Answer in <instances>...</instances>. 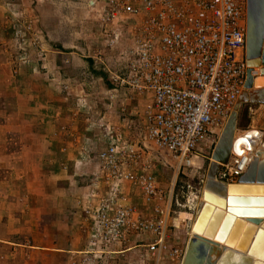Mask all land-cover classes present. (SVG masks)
I'll return each mask as SVG.
<instances>
[{
  "label": "crops",
  "instance_id": "1",
  "mask_svg": "<svg viewBox=\"0 0 264 264\" xmlns=\"http://www.w3.org/2000/svg\"><path fill=\"white\" fill-rule=\"evenodd\" d=\"M105 2L62 0L58 8V0H0V264H55L34 255L71 259L87 254L90 232L82 229L88 224L82 205L96 185L87 183L103 177L98 153L108 147L105 126L121 134L120 144H134L137 122H146L152 94L115 88L108 72L94 66V57L82 54L90 48L112 53L98 19ZM48 14L62 16L61 29L49 25ZM17 15L33 23L27 32L31 39L33 29L34 40L42 37L25 61L20 60L23 30ZM17 61L26 64L14 69ZM93 95L95 104L87 101ZM84 99L93 109L80 106ZM131 183L126 181L123 191L144 215L148 207L136 198ZM106 188L101 183L100 193ZM8 217L36 224L28 235L20 234L34 241H15L17 234L6 231ZM136 236L139 242L130 234L100 253L116 257L112 264H136L137 258L150 264L147 234Z\"/></svg>",
  "mask_w": 264,
  "mask_h": 264
},
{
  "label": "built area",
  "instance_id": "2",
  "mask_svg": "<svg viewBox=\"0 0 264 264\" xmlns=\"http://www.w3.org/2000/svg\"><path fill=\"white\" fill-rule=\"evenodd\" d=\"M105 1L98 19L112 53L106 56L98 49L94 59L115 88L152 94L147 136L158 149L190 165L191 157L224 129L245 90L247 0ZM104 130L108 147L98 153V160L110 187L91 210L93 237L124 242L130 234L151 233L155 241L149 246L167 250L169 207L156 204L142 216L122 192L123 182L131 181L148 202L164 197L153 174L134 173L143 156L140 141L122 145L114 127ZM230 157L217 175L224 182L239 181L250 165L248 155ZM185 252L174 248L168 254L182 262Z\"/></svg>",
  "mask_w": 264,
  "mask_h": 264
},
{
  "label": "rangeland",
  "instance_id": "3",
  "mask_svg": "<svg viewBox=\"0 0 264 264\" xmlns=\"http://www.w3.org/2000/svg\"><path fill=\"white\" fill-rule=\"evenodd\" d=\"M59 6L60 8V2ZM19 16V15H17ZM20 19V27L23 30V35H21L20 42L22 44L20 52L22 61L27 60V55L31 52L32 48H35L38 44L37 41L41 40V36L38 39H33V37H37V32L33 29L31 31L34 35L31 39L32 34H28L27 32L30 30V23H32L29 20H26L25 16H19ZM42 19L45 18V15L41 17ZM29 19V18H28ZM38 23H41L40 17L36 19ZM46 21L49 23L50 26L54 25L57 27L59 25L58 29H61L62 24V16L56 15V14H48L46 15ZM33 25V23H32ZM31 25V26H32ZM24 27V28H23ZM28 29V30H27ZM38 30V29H37ZM35 31V32H34ZM36 33V34H35ZM64 32L61 31V36ZM40 34V32H39ZM73 35H71L72 37ZM63 37V36H62ZM22 38V39H21ZM75 39V38H74ZM37 42V43H36ZM39 49L42 53L41 46H39ZM97 48H90V52L86 51L82 54H85L86 57L92 58L93 55H95V52H97ZM104 54L106 56H109L110 54L107 51H104ZM21 60V58H20ZM16 68L19 66L26 64V63H20L17 61ZM95 62V59H94ZM94 66H97L99 70L103 69V66L100 63H93ZM43 65V63H42ZM258 68V67H257ZM105 71V70H104ZM256 71V69H255ZM133 94L138 95V92H133ZM90 97V96H89ZM83 104H80V106L83 109H93L91 106H89L88 102H92L95 104L96 96L93 95L89 100H83ZM253 103H244L238 113V121H237V129L238 130H246L250 128H262L264 130V105L261 106H255L251 105ZM253 107V108H252ZM136 116V115H134ZM137 116H139L137 114ZM146 122H137V128L133 135L135 136V140L138 142L140 140V144L143 148V158H141L140 163L134 166L133 170L136 175H143L144 173H151L154 175L156 179V183L158 188L162 191V194L164 195L163 198H158L157 200L148 202L142 192L141 187L133 182L131 183L133 185L132 192L136 194V198L139 197L141 200L140 203H145L148 207V212L143 215L142 212L138 213L142 216H148L152 210L153 207L156 204L168 206L170 209V216L167 226V250L164 249V251L159 250L158 245L155 246V249H152V245H148L149 250L153 254H150L151 260L150 264H158L159 262H166L168 264H180V260L176 257H173L169 255L168 253L174 249V248H183L184 250L187 248L188 239L191 235V225L192 222L197 214V211L202 203V192L206 185L207 180V173L209 169V165L211 163V158L213 151L215 149V145L217 144L222 131L218 130L217 133L212 136L207 146L199 152V154H194L191 158V164L186 165L181 162L180 159L176 158L172 154L168 153L165 150L158 149L155 143L147 136L146 132ZM241 135V132L237 131L236 136L239 137ZM143 160V162H142ZM142 162V163H141ZM93 181V180H92ZM90 182V184L87 183V186L91 187V184H95L93 189H91L89 192H87L85 196V204L82 205V211L85 214L86 218L88 219V224L84 223L82 225V229L89 230V240H88V253L83 254L84 256H73V258H69V256L58 254L55 255L49 254V256H42L39 254V256L34 255L35 260H39V262H54L55 264H64L67 262H70L71 264H112L114 259L116 257L111 256V254L100 253L102 248H108L112 244H116L118 242H114L113 239L110 238H94L92 235L93 231V225L94 220L91 217V210L95 207H97L102 198L109 192V184L107 183V180L102 177V179H96V181ZM226 181V180H224ZM101 183H105L107 185V188L105 189L106 193H100L99 188L101 187ZM122 184V192L123 191V185ZM132 195V194H131ZM125 196H127L125 194ZM130 197V196H129ZM127 196L128 202H131V204H134L132 199ZM130 200V201H129ZM138 200V201H140ZM135 205V204H134ZM142 205V204H141ZM139 207V206H138ZM137 209V207H136ZM8 220L10 222L7 223V229L6 231L13 230L14 234H17V238H15V241H23L26 243L33 242L32 238L27 239L26 237H21L20 234H29L32 229L35 228L36 224H26V223H19L18 220H15V217H8ZM2 231V230H1ZM137 234H134V239L136 242H139V238L136 236ZM32 236V235H30ZM148 243L153 244L155 241V237L151 233H147ZM39 241V240H36ZM12 250L13 247H12ZM11 257V259L14 257L13 253L10 252V254H7ZM28 259V256H26ZM33 260V259H32ZM182 263V262H181ZM136 264H142L139 259H136Z\"/></svg>",
  "mask_w": 264,
  "mask_h": 264
},
{
  "label": "water",
  "instance_id": "4",
  "mask_svg": "<svg viewBox=\"0 0 264 264\" xmlns=\"http://www.w3.org/2000/svg\"><path fill=\"white\" fill-rule=\"evenodd\" d=\"M246 60L249 69L245 90L239 97L213 151L212 157L215 161L210 163L207 173L203 195L205 204L193 228L194 234L189 239L182 264H264V249L261 248L262 246L259 251L257 249L255 251L252 250L253 247L256 248L257 244L263 243V238L258 239L259 233H263L264 236L263 229L259 228L257 230L247 253L237 252L236 248H239L242 242L245 246L251 236L250 233H247V229L253 232L254 224L237 218L235 226L230 230V226L236 217L235 212H242V210L244 212H264V207L247 206L262 198L260 197L262 195L237 194L240 192L239 189L249 186L251 188L261 187L264 190V186L242 183L226 185L217 180L218 171L221 169L222 164L228 163L231 156V141L237 130L238 113L241 106L244 103L264 104V86L261 85L264 84V0H247ZM258 66L260 67L259 72L254 69ZM255 180L264 182V161L260 165L254 160L246 172L239 177V182H252ZM243 190L241 192H244ZM213 203L217 206H214ZM225 208H228V212L223 222L224 226L221 227L215 236L216 240L219 241H215L210 236L212 235V230L221 220L222 210L224 211ZM208 220H210L209 223ZM253 221L260 223L261 219L255 218ZM208 224L206 235L203 236L198 233L203 232L206 229L204 226ZM238 235L239 238L236 241ZM230 240L232 241L230 242ZM260 240L262 241L260 242ZM229 243L235 244V249L228 247L227 244ZM252 252L254 255H252ZM253 256L259 259L254 261Z\"/></svg>",
  "mask_w": 264,
  "mask_h": 264
},
{
  "label": "bare ground",
  "instance_id": "5",
  "mask_svg": "<svg viewBox=\"0 0 264 264\" xmlns=\"http://www.w3.org/2000/svg\"><path fill=\"white\" fill-rule=\"evenodd\" d=\"M253 65H256V64H253ZM259 69H260V67H259ZM261 85L264 86V84H261ZM236 134H237V130L235 131V133H234V135L232 137V141H231V155L234 154V155H237V156H242L243 159L245 158L246 155H248V159H250V164L254 160H256L257 163L261 165V163L264 161V132H262L258 128H256V129L250 128V129H246L244 131H241V135L239 137H237ZM211 160L212 161H215L213 159V157L211 158ZM258 170H259V168H258ZM217 180L225 183L226 185H228L230 183L231 184H233V183L234 184H240V183H242V184H252V185H257V186H264V182H262V181L258 182L257 180L252 181V182H247V181H242V182H239V181L224 182L222 180H219L218 178H217ZM242 189H244L243 190L244 192H241ZM204 190H205V188L203 189V192L201 194V196H202V203H201V205H200V207H199V209L197 211L196 217H195V219H194V221H193V223L191 225V236L194 234L193 228H194L195 223L197 221V218H198V216H199V214H200V212H201V210H202V208H203V206L205 204V199H204V196H203L204 195ZM239 190H240V192H238L237 194L255 195V196L262 195V196H260L262 198L257 199L256 202L254 201L253 204H249L247 206L264 207V192H263L264 190H262L261 187L260 188H258V187L251 188L249 186H246L245 188H240ZM214 206H217V205L214 204ZM222 212L223 213H222V215L220 217L221 220L218 222V224L216 225V227L212 230L213 232H212V235L210 236L215 241H219V240H216L215 236L217 235V232L221 229V227L224 226L223 225V222H224V220L226 218V215H227V212H228V208H225V210L224 211L222 210ZM235 215H236V217H235L234 222H232V225L230 226V230H232V228L235 226L237 218H240V219L244 220L245 222L250 221L251 223L254 224V230H253V232L252 231H249L247 229V233H250L251 234L248 242L245 244V246L243 245V242H242V243H240L239 248H236L237 252L247 253V250L249 248V245H250L251 241L253 240V237L257 233V230L259 228H261V229H263L262 232H264V225H263V222H264V212H262V211H254V212H249V211L246 212L245 211L244 212L242 210V212H235ZM210 216H212V215L210 214ZM255 218H260L261 219V222L260 223L254 222L253 219H255ZM209 219H211V218H209ZM209 221L210 220H208V223H209ZM208 226H209V224L207 226H204L206 229L203 232H198V233L202 234L203 236L206 235ZM230 234H232V233H230ZM239 235L236 238V241L238 240ZM259 238H263L262 240H264L263 233H259L258 239ZM262 240H260V242ZM231 241L232 240H230V242ZM236 241H235V243H236ZM220 242H222V241H220ZM229 244H227L228 247L235 249V244L234 245H232V243H229ZM260 247L262 249H264V241H263L262 244H257L256 245V248L253 247L252 250L255 251V249H257V251H259V249H261ZM252 255H254L253 252H252ZM253 257H254V261H256V260L259 259L256 256H253Z\"/></svg>",
  "mask_w": 264,
  "mask_h": 264
}]
</instances>
